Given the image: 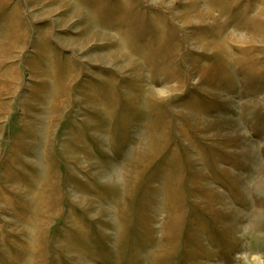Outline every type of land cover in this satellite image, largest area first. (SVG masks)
Returning a JSON list of instances; mask_svg holds the SVG:
<instances>
[{
	"label": "rangeland",
	"instance_id": "rangeland-1",
	"mask_svg": "<svg viewBox=\"0 0 264 264\" xmlns=\"http://www.w3.org/2000/svg\"><path fill=\"white\" fill-rule=\"evenodd\" d=\"M0 264H264V0H0Z\"/></svg>",
	"mask_w": 264,
	"mask_h": 264
}]
</instances>
